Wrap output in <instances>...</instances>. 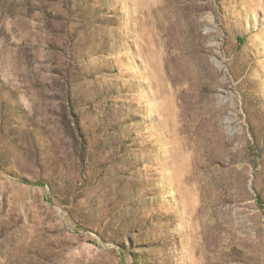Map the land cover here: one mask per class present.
Returning a JSON list of instances; mask_svg holds the SVG:
<instances>
[{
    "label": "rangeland",
    "instance_id": "1",
    "mask_svg": "<svg viewBox=\"0 0 264 264\" xmlns=\"http://www.w3.org/2000/svg\"><path fill=\"white\" fill-rule=\"evenodd\" d=\"M0 264H264V0H0Z\"/></svg>",
    "mask_w": 264,
    "mask_h": 264
}]
</instances>
